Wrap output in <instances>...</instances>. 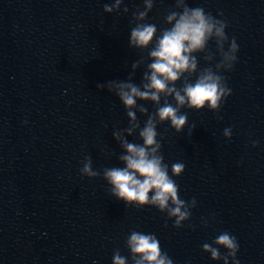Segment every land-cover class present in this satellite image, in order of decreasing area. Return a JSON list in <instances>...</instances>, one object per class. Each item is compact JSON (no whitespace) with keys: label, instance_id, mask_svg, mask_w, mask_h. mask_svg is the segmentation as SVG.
Returning <instances> with one entry per match:
<instances>
[{"label":"water","instance_id":"water-1","mask_svg":"<svg viewBox=\"0 0 264 264\" xmlns=\"http://www.w3.org/2000/svg\"><path fill=\"white\" fill-rule=\"evenodd\" d=\"M184 7L223 20L228 41L209 42L176 87L210 69L232 95L217 110L181 108L179 133L156 118L172 97L137 100L133 123L115 85L143 90L152 61L131 32L151 23L160 35ZM149 119L164 163L185 166L173 177L189 212L179 228L166 212L118 200L105 179L124 167L123 141L143 143ZM133 231L154 234L174 264H223L202 246L228 232L240 264H264V0H152L151 9L146 0H0V264H113L117 252L133 264Z\"/></svg>","mask_w":264,"mask_h":264},{"label":"clouds","instance_id":"clouds-1","mask_svg":"<svg viewBox=\"0 0 264 264\" xmlns=\"http://www.w3.org/2000/svg\"><path fill=\"white\" fill-rule=\"evenodd\" d=\"M119 2L117 0V6ZM178 3L183 4L184 0H178ZM146 7L151 9L152 0H146ZM111 10V7H105L106 12ZM145 16L146 13L142 12L140 19L143 20ZM167 23L171 27L160 35H157L155 24L151 23L140 24L131 32V46L141 50L151 47L149 58L152 62L144 76L143 90L126 83L117 84L115 88L133 123L136 115L132 109L136 107L137 100L159 105L162 96L172 97L175 105L165 100L163 106L157 108L156 118L161 123H169L179 133L188 120L181 108L217 110L232 95L222 78L210 69L198 75L194 83L186 82L182 89L176 87L182 78L196 72V54L204 52L209 42L213 39L218 43L228 41L227 24L207 14L201 7H184L182 12L170 14ZM238 51V44L233 38L223 57L229 69L237 62ZM157 135L156 125L149 119L139 133L143 143L123 141L126 154L120 160L124 167L106 170L105 179L111 186L112 195L118 200L130 206H152L162 213L166 212L174 220V226L179 228L188 219L189 212L186 202L179 197V188L173 177H180L185 166L176 162L169 169L159 154ZM230 135L231 129H225V136ZM116 139L120 140L121 137L117 135ZM253 147H256L255 143ZM83 171L89 176L94 175L90 163L85 164ZM127 248L133 264H174L173 259L162 251L160 241L154 234L131 232ZM220 249L225 250L226 254L221 255ZM202 250L209 253L213 261L222 259L223 264H228L231 258L232 264H240L237 259L238 241L228 232L218 234L212 244L204 243ZM113 264H127V258L117 252L113 256Z\"/></svg>","mask_w":264,"mask_h":264}]
</instances>
